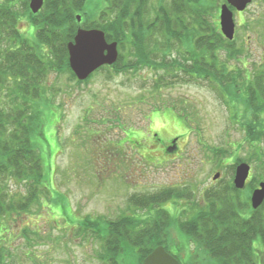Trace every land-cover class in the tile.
<instances>
[{
    "label": "rangeland",
    "instance_id": "374dc122",
    "mask_svg": "<svg viewBox=\"0 0 264 264\" xmlns=\"http://www.w3.org/2000/svg\"><path fill=\"white\" fill-rule=\"evenodd\" d=\"M103 5L104 0H87L79 14L86 21L97 19ZM218 10L213 9L216 17L208 22L212 21L219 32ZM235 20L239 26L233 46L235 60L230 66L243 71L245 87L250 85L251 76L263 70L264 0H253L247 12L235 15ZM20 28L34 38L28 18L22 19ZM224 52L228 62L229 51ZM192 70L194 82L178 81L160 91L153 90V72L147 67L112 72V77H107L111 72H97L83 84L64 74L47 76L43 88L49 90L46 98L52 100V107L45 108L44 134L35 139L44 158L47 194H40V206L35 202L29 210L0 219L4 264H100L99 238L83 230L91 227L81 228L86 217L114 220L124 214L152 219L157 210L150 212L139 206L132 201L133 195L173 188L183 198L161 206L176 220L182 219L181 211H191V201L201 204L208 187L219 180L233 183L231 165L241 161L253 167V178L243 194L250 202L252 190L263 181L259 179L263 170L252 158L240 125L250 122V128L257 127L259 133L260 116L249 121L254 112L239 101L232 109L228 107L210 82L200 79L197 68ZM175 138L178 151L173 153L167 145ZM215 149L225 151L228 157L234 151L235 156L229 163L223 162L224 156L217 158ZM216 172H220L218 180L213 178ZM25 185L13 182L11 188L25 195ZM170 233L174 241L179 240L176 225L172 224ZM185 242L179 258L186 264H205L208 259L203 252L191 239ZM255 243L260 252L264 250L261 242Z\"/></svg>",
    "mask_w": 264,
    "mask_h": 264
},
{
    "label": "trees",
    "instance_id": "16d2710c",
    "mask_svg": "<svg viewBox=\"0 0 264 264\" xmlns=\"http://www.w3.org/2000/svg\"><path fill=\"white\" fill-rule=\"evenodd\" d=\"M86 1L45 0L43 8L33 13L29 0H0V219L29 210L35 202L40 206V194H47L43 186L47 182L44 158L35 140L37 134L43 133V114L48 113L45 108L52 107V100L46 98L49 90L43 86L51 73L67 75L77 84L90 80H78L69 64L68 43L80 26L100 28L108 41L118 42L117 62L99 69L111 72L108 77L112 72L147 67L153 72V90L160 91L178 81L194 82L192 69L197 68L200 79L210 82L228 107L232 109L237 101L247 104L254 112L249 121L259 115L261 131L250 128V122L240 126L253 151L252 158L263 170L259 179L264 181V65L260 73L251 76L250 85L243 87V71L230 66L235 60L234 40L229 41L212 21L208 22L215 19L213 9L218 10L221 4L215 0H104L97 19L86 21L82 17L79 22L77 15ZM23 18L32 23L34 38L20 28ZM226 50L228 62L223 56ZM182 73L188 75L184 77ZM212 151L217 158L224 156L223 162L229 163L235 156L234 151L229 157L223 150ZM234 177L233 172V180ZM13 182L20 186L27 183V193L14 192ZM218 182L205 190L201 204L188 203L191 211H181L182 219L176 220L168 208L161 206L181 198L178 191L167 188L132 197L144 209L157 210L152 219L124 214L114 220L86 217L81 228L91 227L83 230L99 238L100 264H143L145 257L160 245L178 258L188 238L207 257L205 264H259L254 243L260 241L264 246V203L252 209L243 197L244 190L232 182ZM244 211L251 217H243ZM172 224L180 232L177 241L170 233ZM3 248L0 247V264H4Z\"/></svg>",
    "mask_w": 264,
    "mask_h": 264
},
{
    "label": "water",
    "instance_id": "95a60500",
    "mask_svg": "<svg viewBox=\"0 0 264 264\" xmlns=\"http://www.w3.org/2000/svg\"><path fill=\"white\" fill-rule=\"evenodd\" d=\"M252 0H226L220 7V27L223 35L233 40L236 23L234 19L235 8L244 11ZM44 0H31L32 12L37 13L43 6ZM78 21L81 16L78 15ZM70 67L79 80L87 79L96 69L103 65L114 64L119 57L118 42H108L105 32L101 29H85L80 27L74 40L68 43ZM251 165L242 162L236 168L234 178L235 187L244 189L249 178ZM220 173L214 176L217 179ZM264 203V181L254 189L251 195V205L258 209ZM143 264H180L178 259L171 255L164 246L156 247L143 261Z\"/></svg>",
    "mask_w": 264,
    "mask_h": 264
},
{
    "label": "flooded vegetation",
    "instance_id": "af4514ba",
    "mask_svg": "<svg viewBox=\"0 0 264 264\" xmlns=\"http://www.w3.org/2000/svg\"><path fill=\"white\" fill-rule=\"evenodd\" d=\"M21 1V0H20ZM252 2H253V0H252ZM251 2V3H252ZM250 3V4H251ZM250 4H248L247 5V7H246V9L244 10V11H237L236 9L234 10V16L236 15H238V14H243L244 12L246 13L247 12V10H248V8H249V5ZM235 23H236V28H235V35H236V29L238 28V26H239V23L238 22H236V20H235ZM176 143V142H175ZM170 148L172 149L171 151L173 152V153H175V152H177L178 151V145L176 144V146H174V141L173 140H171V142H170V144L169 145H167V149L168 150H170ZM234 166V164L232 165V170H233V172L235 173L236 172V165H235V167H233ZM233 172H232V174H233ZM253 177V176H252ZM251 177V178H252ZM250 178V179H251ZM247 184H248V182H247ZM247 186V185H246ZM259 187V184L256 186V187H254V189H256V188H258ZM245 189V188H244ZM253 189V190H254ZM253 190H252V192H253ZM252 194V193H251ZM253 209V208H252ZM246 212L247 211H244V212H242L244 215H243V217H245L246 219H248V218H250L251 217V214L248 212L247 214H246ZM256 242V241H255ZM260 242V241H259ZM256 244V243H255ZM262 247L264 248V246L262 245ZM263 252H264V250H262ZM262 251L260 252V250L258 249V248H255V253H256V256H257V258H258V262H259V264H264V254H262Z\"/></svg>",
    "mask_w": 264,
    "mask_h": 264
}]
</instances>
